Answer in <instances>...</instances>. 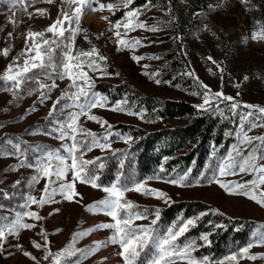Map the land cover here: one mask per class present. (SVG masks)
Listing matches in <instances>:
<instances>
[{"label":"rangeland","instance_id":"1","mask_svg":"<svg viewBox=\"0 0 264 264\" xmlns=\"http://www.w3.org/2000/svg\"><path fill=\"white\" fill-rule=\"evenodd\" d=\"M178 2L184 5L185 11H190L193 6V0H179ZM60 8L61 0H55L53 4L43 2L27 8V13L33 14L36 13L37 9L46 10V15L42 17L33 15L29 19L19 5L12 8L8 14H0V29H3L0 31V50L11 46L7 58L0 55V74L23 49L27 31L45 30L56 20ZM211 8L213 10L207 18L199 17L200 23L197 27L191 26V17L186 20L185 24H175L176 16L170 5L168 8H152L146 16L140 15L139 20L146 22L147 27H155L159 30L152 32L137 28L130 31L127 36H122V38L126 40L139 39L143 42L142 45L133 50L123 49L119 51L117 38L114 35L115 29L110 31L109 22L102 19V17H108L110 21L114 22L111 13L108 10L102 12L89 11L82 18L81 28L87 30L91 43L85 41V33L82 31L76 37L75 48L76 50H90L95 46L101 55L107 57V60L110 58L113 61L114 74L108 73L104 65V73H89L94 86L99 83L119 84L126 81L146 95L185 101L197 107L202 103L204 89L200 85L203 84L209 86L213 92L222 91L225 95L233 97L239 104L252 105L257 108L264 107V39L254 41L251 37L253 32L262 30L260 19L264 18V4L261 3V0H250V3H242L241 0H222V3L214 4ZM13 12L16 13L15 18L19 21L15 27L9 22ZM120 31L123 33V28ZM9 33H12V39L8 38ZM100 33L103 35L97 39L96 37ZM47 36L50 37L51 34L49 33ZM152 38L161 40L150 43ZM175 50L177 52L175 57L178 70L172 79H166L165 75L170 73V60L166 59V54ZM133 56L159 57V59L146 58L137 63L132 58ZM145 65L147 67H144ZM144 73H159L155 79H159L161 83L157 85L154 79H150L149 75ZM188 73H192V75H188ZM245 76L249 77L247 81L244 80ZM175 77L178 79L174 80ZM44 82L51 83L50 80ZM56 82L59 87L51 92L50 99L43 104L38 100V91H33L32 95L21 92L16 97H13L10 91H2L0 93V125H2L0 137L4 134L22 133L32 125L47 123L50 128L54 127L55 125L51 124L48 119V112L52 108L53 101L61 95L62 91L66 90L69 84L67 79ZM36 87L32 89H36ZM114 106L107 104L105 108L97 107L92 109L90 114L106 120L112 126L131 124L148 131L174 128L185 124V121L182 120L168 119L153 126L133 115L111 111L110 109ZM33 107L37 110L29 114V110ZM220 107L223 109L224 105L221 104ZM71 111L73 109L65 110L58 115V118L63 120ZM239 111L245 112L248 109L240 108ZM215 114L221 117L219 113ZM221 118L233 120L231 112L227 111L225 117ZM238 122V119L234 122L235 130ZM80 124L93 133L100 132L102 136L106 134L107 125L101 127L100 124L88 120L86 116L80 118ZM48 132L37 131L28 141H36L39 146L49 145L53 150L61 149V154H65L62 151V145L71 142L60 141L55 138V133L48 135L46 134ZM249 135H264V128H255ZM236 143L235 138L232 146ZM130 146V141L109 142L108 149L101 150L97 147L84 156V159L96 160L99 158V162L108 164L109 173L113 171L114 183L118 177L123 181H146L147 188L162 191L170 198L168 202H165L163 198H154V194L144 195L131 191L125 194L126 200L137 206L149 207L150 213L153 214L157 210L160 211L161 207H167L174 202L200 201L214 206L217 211L231 218L253 220L258 222L260 226L264 225V208L242 195H229L216 183L209 182L215 166L222 158L217 163H213L211 169L210 165L207 166L208 172L204 182L198 180L194 183L191 182V187H178L163 181L141 179L133 163ZM232 146L229 151H231ZM18 165L19 160L15 156H0V187L5 191V186L12 182L20 181L23 183V181H27V198L33 196L39 199L46 181L41 179L39 183L32 184L31 178L36 175V172L28 167H19L18 170L13 171L12 168ZM92 167L95 168V166ZM103 171L104 168L99 172L100 180L97 183L109 186L103 178L105 175ZM68 179L71 180V173ZM220 179L224 182H238L250 180L252 177L241 174L220 177ZM75 188L80 196L72 202L57 196L55 198L57 202L45 205L43 208L38 205L25 208L23 205L28 202L26 199L24 204L20 206L22 208L13 213L9 220L13 219L17 213L26 211L37 212L44 219L37 222L26 218L25 222L35 223L36 227L32 230H21L18 237H7L6 251L0 254V264H35L33 260L23 256V251H28L35 256L39 264H50V261L43 260L45 249L43 248V237L39 234L41 229H44L48 234L50 242L48 247L51 252L56 253L68 246L74 233L87 232L103 223H114L109 216L103 213L86 210V206L104 199L106 193L101 189H94L79 182L76 183ZM56 209H59L58 213L55 212ZM3 213L11 215L9 212L3 211ZM2 218L4 217H0V222H8L2 221ZM153 219H155V215L148 216L147 219L137 220L135 224L148 226ZM154 227L161 234L168 228L167 225L159 221ZM113 235L114 229H103L92 231L83 238H79L75 245L78 249H91L97 242L106 245L94 254L88 255L87 258H81L80 264H101L102 261L103 264H123L122 258L117 255L121 250L119 245L109 243V238ZM32 240L41 243L42 249L36 250L31 244ZM178 243L183 242L179 240ZM15 244L22 245V249L18 251L13 247ZM8 253H12V255H8ZM239 253L235 254L238 257L237 260L233 261L226 258L222 261L223 264H264V259L242 258ZM248 255L264 256V246L251 247Z\"/></svg>","mask_w":264,"mask_h":264},{"label":"snow or ice","instance_id":"2","mask_svg":"<svg viewBox=\"0 0 264 264\" xmlns=\"http://www.w3.org/2000/svg\"><path fill=\"white\" fill-rule=\"evenodd\" d=\"M36 2L53 4L55 0H12V6L15 8L19 5L29 19L33 15L45 16L46 10L43 9H37L35 14L27 13V8ZM133 2L134 0H108L107 3L102 2V0H61L60 11L51 25L43 31H27L23 49L6 66L5 71L0 74V83L5 85L0 90L10 91L13 97H16L19 93L25 91L24 86L26 84L33 83L37 86L36 89H27V94L32 95L33 91H38V100L43 104L50 99L51 92L59 87L56 81L67 79L69 84L66 90L62 91L61 95L53 101L52 108L48 112V119L55 126L51 127L46 134L55 133L56 139L70 141L71 143L62 145V151L65 154H61V149H41L37 146H30L31 151L38 153V155H35L33 161L29 163L27 159L28 149H22L19 142H13L12 139L8 138L4 143L11 144L15 151H0V156H15L19 160V165L14 166L13 171L18 170L19 167L33 169L36 175L31 178L32 184L39 183L41 179L46 181L39 199L29 196L27 198L28 202L23 205L25 208H31L32 205L43 208L45 205L57 202L55 199L57 196L72 202L80 196L75 188L77 182L89 185L94 189H101L107 194L104 199L86 206V210L103 213L109 216L114 223H103L87 232L74 233L68 246L56 253L51 252L48 247L50 243L48 234L44 229H41L39 234L43 237V248L45 249L43 260L50 261V264H80L81 258H87L88 255L94 254L106 245L97 242L91 249H78L75 247L78 239L83 238L92 231L103 229H114V235L109 238V243L119 245L121 250L117 255L122 258L123 264H178V262L180 264H223L222 261H212L207 256L197 258L194 252L201 245H198L194 240L178 243L180 237L184 236L190 228L195 227L206 213L194 218H181L182 222L173 224L162 234L158 233L154 227L160 219L158 210L154 213L155 219L151 220L148 226L136 225L135 221L148 218V210L133 211L138 206L126 200L125 194L131 191L144 195L154 194V198H163L165 202H168L170 198L167 194L147 188L146 181H123L119 177L115 183L109 186L101 185L97 182L100 180V170L105 167L104 163L99 162V158L96 160L84 159L87 152L92 151L94 148L98 147L101 150L109 148L108 141L112 125L106 120L90 114L92 109L107 107V98L92 90L94 84L92 77L89 75L90 72L104 73L103 64L107 62V57L101 55L99 49L95 46L90 50H76V37L82 31L85 33V41L91 43L87 30L81 28L82 17L89 11L102 12L108 10L115 14L114 9L120 6L128 9L125 11L123 20L112 22L108 17H102V19L109 22L110 31L115 29L114 35L117 38L118 51L123 49L133 50L142 45L143 42L139 39L126 40L122 36H127L130 31L137 28L152 32L159 30L155 27L149 28L146 22L139 20L142 10L130 8L129 6ZM241 2L250 3V0H241ZM150 6L151 0H148L146 7ZM15 17L16 13L13 12L12 17L9 18V22L14 27L19 23ZM121 28L124 30L123 33L120 31ZM2 30L0 29V31ZM49 33L51 34L50 37L47 36ZM102 35L103 33H100L96 38L99 39ZM251 37L254 41L264 39V30L253 32ZM8 38L12 39V33L8 34ZM10 51L11 46L6 47L0 50V55L7 58ZM132 58L137 63L146 58L159 59V57L139 56H133ZM209 60H211V57H209ZM144 67H147V65ZM144 74L149 75L150 79H154L157 85L161 83L159 79H155L159 73ZM188 75H192V73H188ZM248 79L249 77H244L245 81ZM47 80H50L51 83L44 82ZM200 87L204 91L202 103L197 106L198 109L211 110L214 113H219L221 117H225L226 111L231 112L233 122L236 119L239 121L235 130L237 143L217 163L209 182L216 183L229 195H242L264 208V135H249L255 128H264V107L257 108L252 105H242L222 91L213 92L209 86L203 84ZM61 101H64V103H61ZM126 103L127 101L118 102L110 110L143 118L142 113L132 112L123 107V104ZM221 104L224 105L223 109L220 107ZM240 108L248 109V111L240 112ZM67 109H73V111L69 112L63 120L59 119L58 115ZM36 110L35 107L31 108L29 114ZM82 116H86L88 120L100 124L101 127L107 125L106 134L97 136V134L84 128L80 124ZM29 134H33V132L30 131ZM123 139L124 142H128L131 138L123 137ZM92 166H95V168ZM161 171H164V169L161 168ZM70 173L71 180L68 179ZM241 174L248 175L252 179L238 182H224L220 179V177ZM189 175L190 170L171 179L164 180L160 176L155 177V179L163 180L165 183L178 187H191V183H186ZM149 179L153 178L150 177ZM19 183L20 181H16L13 186L15 187ZM2 195L4 198H9L7 192H3ZM2 207L0 205V208ZM55 212L58 213L59 209H56ZM26 218L37 222L44 219L34 211L17 213L11 220L7 217L2 218L8 222H0V254L6 251L7 237H18L21 230H32L36 227L35 223L25 222ZM200 239L207 242L208 236L202 235ZM31 244L36 250L42 249V244L35 240H32ZM254 246H264V225L259 226L257 232L253 235L252 243L241 249L239 255L242 258L251 260L264 259V256L248 255L250 248ZM13 247L19 251L23 246L15 244ZM22 254L24 257L33 260L35 264H39L37 258L30 252L23 251ZM8 255H12V253H8ZM237 258V255H232L227 259L234 261ZM101 264H103V261Z\"/></svg>","mask_w":264,"mask_h":264},{"label":"trees","instance_id":"3","mask_svg":"<svg viewBox=\"0 0 264 264\" xmlns=\"http://www.w3.org/2000/svg\"><path fill=\"white\" fill-rule=\"evenodd\" d=\"M178 1L151 0V6L146 7L148 0H134L129 7L141 9V16H146L152 8H168V5H170L176 16L175 24H185L186 20L191 17V26L197 27L200 23L198 21L199 17L207 18L213 10L211 6L222 3V0H193L190 11H185L184 5ZM102 2L107 3L108 0H102ZM40 3L43 2H36L35 4ZM261 3L264 4V0H261ZM12 8V0H0V14L10 13ZM127 10L123 6L114 9L115 14L110 12L112 20L114 22L123 20ZM260 26L264 30V18L260 19ZM160 40L152 38L150 43L159 42ZM176 55V50L166 54V59L170 60V73L165 75L166 79H172L177 73ZM112 64L113 61L110 58L103 64L110 74L115 73ZM176 79L178 77H175L174 80ZM3 87L5 85L0 83V88ZM35 87L36 85L33 83L26 84L24 86L25 91L22 92L25 94L27 89ZM2 91L0 90V93ZM93 91L106 97L109 106L127 101L126 104H123V107L132 112L142 113L143 118L133 116L153 126L159 125L168 119L185 121L182 126L155 131H148L131 124L112 126L109 142L123 141V137L131 138L129 140L131 142L130 153L137 174L143 180L163 181L157 180L155 177L160 176L167 180L190 170L189 179L186 183H194L198 180L204 182L208 172L207 166L210 165L211 169L213 163H217L219 159L226 156L233 142H235L233 120L221 118L211 110H200L185 101L146 95L126 81L119 84L99 83L94 86ZM30 131L33 133L50 131V125H47V123L37 126L32 125L22 133L2 135L0 137V151H15L11 144L4 143L8 138L12 139L13 142H19L22 149H28L27 159L29 162H32L33 157L38 155V153L31 151L30 146L52 149L49 145L39 146L36 141H28L33 135L29 134ZM95 134L102 136L100 132ZM104 165L103 172L105 175L103 178L107 185H111L114 183L113 171L109 173L108 164L104 163ZM161 168L164 171H161ZM150 177L153 179H149ZM14 184L15 182H12L5 186V191L0 187V205L3 206L0 208V217L10 218L13 213L22 208L20 206L27 199V181L20 182L15 187ZM3 192H7L9 198H4ZM145 209L149 210V207L139 205L136 211H144ZM3 211L9 212L11 215L3 213ZM148 213V216L154 215L150 213V210ZM159 213V222L164 223L167 227L182 222L181 218H194L206 213L195 227L190 228L184 236L180 237V242L186 240L196 241L201 246L194 252V255L197 258L207 256L212 261H223L229 256L239 253L241 249L252 243L253 235L260 226L258 222L253 220L231 218L217 211L214 206L200 201L174 202L167 207H161ZM202 235L208 236L207 242L200 239Z\"/></svg>","mask_w":264,"mask_h":264}]
</instances>
